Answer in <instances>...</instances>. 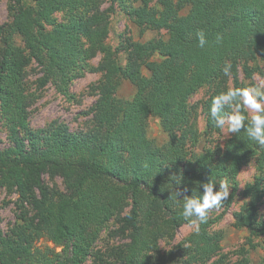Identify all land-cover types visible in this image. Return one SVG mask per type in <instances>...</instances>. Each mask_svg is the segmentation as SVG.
<instances>
[{"label":"trees","instance_id":"obj_1","mask_svg":"<svg viewBox=\"0 0 264 264\" xmlns=\"http://www.w3.org/2000/svg\"><path fill=\"white\" fill-rule=\"evenodd\" d=\"M103 1L36 0L24 6L17 0L9 32L0 29V135L6 126L13 142L2 147L0 139V192L14 189L31 207L10 235L0 232V264H83L101 228L128 207L125 222L131 237L119 251V264L177 260L204 264L221 249L223 236L210 227L222 214L213 217L210 210L199 232L163 252L160 239L173 238L177 228L190 223L180 215L184 198L174 202L168 188L199 196L201 182L223 180L232 189L230 205L240 189L239 173L254 156L258 173L245 185L243 195L248 200L234 217L251 236L264 234L259 210L264 196V147L242 129L223 147L197 151L198 104L190 102L200 88L209 87L202 108L208 130H215L209 115L212 98L229 89L230 79L234 88H240L241 62L260 60L264 67V0H159L160 7L139 0V5L129 6V15L143 30L165 29L168 38L133 42L125 66L117 63L107 42L109 14L100 10ZM116 1L123 6L128 2ZM184 7L189 10L182 14ZM61 9H68L70 17L56 22L54 13ZM45 23L52 29L47 31ZM200 30L208 41L203 48L196 35ZM218 34L223 37L220 43ZM14 35L21 36L31 55H46L45 79H53L62 93L81 61L102 54L96 69L103 72V79L99 98L89 109L94 117L89 131L71 132L64 126L31 129L23 84L30 57L15 43ZM155 54L161 58L153 59ZM225 62L232 66L228 76L222 72ZM248 73L251 76V70ZM122 79L136 86L132 98L117 95ZM151 115L159 117L168 134L162 144L148 135ZM45 173L63 176L67 192L52 193L44 183ZM174 175L183 178L181 184H174ZM41 239L55 246L37 244ZM236 264H251L250 258Z\"/></svg>","mask_w":264,"mask_h":264},{"label":"rangeland","instance_id":"obj_2","mask_svg":"<svg viewBox=\"0 0 264 264\" xmlns=\"http://www.w3.org/2000/svg\"><path fill=\"white\" fill-rule=\"evenodd\" d=\"M36 0H21L24 6L34 5ZM138 0H128L127 5L123 6L116 0H104L100 10L109 14L110 32L107 38L108 44L114 51V56L118 64L125 66L128 61L129 51L133 42H144L153 38H168L165 29L156 30L145 28L144 30L135 22V19L129 15V6H137ZM151 4L160 7L159 0H151ZM19 4L17 0H0V29L5 28L9 32L10 24L13 21L16 9ZM189 7L181 9L185 14ZM70 17L68 9H61L54 13L56 22L67 21ZM52 25L45 23L46 30H51ZM1 32V31H0ZM14 41L25 50V55L30 57L29 63L24 68L23 84L28 95V111L30 127L33 131H47L58 126L67 127L71 132L84 133L94 126L93 113L89 109L99 98V88L103 79V72L96 69L102 63V54L97 53L91 59L83 60L79 63L76 75L68 85V90L64 93L59 92L53 82V79H45L44 62L46 55L41 53L38 57L31 55L23 39L19 35L13 36ZM3 46V38L0 33V51ZM161 55L155 54L153 59L158 60ZM43 60V61H42ZM247 66L248 70H245ZM249 70L252 74L249 76ZM143 72L149 75V71L144 67ZM239 87H252L264 82V67L260 60L241 62L239 66ZM229 88H234L233 80H229ZM136 93V86L128 79H122L117 91L121 98H132ZM209 95V87L200 88L190 98L193 105L198 104V124L200 138L197 143V151L206 148L223 147L225 142L234 134L221 132L219 129L208 130L206 115L203 112V102ZM148 135L162 144L168 140V134L162 129L158 116L151 115L148 120ZM1 146H13L9 138L8 128L2 126ZM257 170V157H252L241 169L238 180L240 189L229 205L227 201L222 202L219 208H214L212 216L222 214L220 219L214 222L210 230L218 232L223 237L221 240V249L204 264H236L238 261L248 256L251 264H264V234L250 235L247 228L236 225L234 213L241 210L248 198L243 195V189L247 183L253 182ZM45 185L52 193L67 192L66 183L61 175H43ZM230 186V185H229ZM230 186V193H231ZM230 196V194H229ZM31 210L27 202L19 198L16 190L3 188L0 192V232L3 235H10L16 222L20 221L21 216ZM260 219L264 221V196L260 202ZM130 211L126 208L124 211L116 214L99 231L94 239L90 252L83 264H119L117 256L130 241L131 229L127 226L125 218ZM33 213V212H30ZM195 228L191 223H185L177 228L175 236H168L160 239V246L163 252L175 249L177 244L182 241ZM255 246L251 247V240ZM37 244L55 246L50 240L41 239ZM173 264H182L175 261ZM198 264V263H193Z\"/></svg>","mask_w":264,"mask_h":264},{"label":"clouds","instance_id":"obj_3","mask_svg":"<svg viewBox=\"0 0 264 264\" xmlns=\"http://www.w3.org/2000/svg\"><path fill=\"white\" fill-rule=\"evenodd\" d=\"M196 35L199 47L203 48L208 43L204 31L200 30ZM222 39L223 37L218 34L217 43L222 42ZM231 67L230 63H224L222 72L225 76L230 75ZM225 108L232 111L224 113ZM209 115L214 121V126L221 132L238 134L243 129L250 140L264 147V82L252 87L229 88L215 95L212 98ZM171 180L175 185H179L183 178L174 175ZM198 187L199 196L185 194L187 189L181 191L168 188L171 193L169 198L174 202L181 197L184 198L180 215L194 226L196 232H199V224L207 222L209 211L219 208L230 194V186L223 180L217 183L209 178Z\"/></svg>","mask_w":264,"mask_h":264}]
</instances>
